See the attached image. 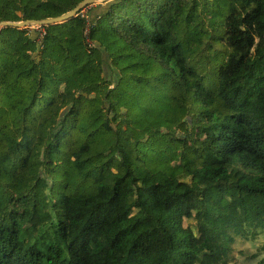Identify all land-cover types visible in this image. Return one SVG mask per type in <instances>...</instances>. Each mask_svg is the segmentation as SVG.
<instances>
[{
    "label": "trees",
    "instance_id": "trees-1",
    "mask_svg": "<svg viewBox=\"0 0 264 264\" xmlns=\"http://www.w3.org/2000/svg\"><path fill=\"white\" fill-rule=\"evenodd\" d=\"M83 9L0 28V264H238L264 233V0Z\"/></svg>",
    "mask_w": 264,
    "mask_h": 264
},
{
    "label": "rangeland",
    "instance_id": "rangeland-1",
    "mask_svg": "<svg viewBox=\"0 0 264 264\" xmlns=\"http://www.w3.org/2000/svg\"><path fill=\"white\" fill-rule=\"evenodd\" d=\"M108 0H97L94 4V9L86 7L83 11H86L90 18H94V15L101 12L103 6ZM99 4L98 7L95 5ZM92 5V4H91ZM90 6V5H88ZM31 33L35 34L37 30H40L37 25L29 26ZM109 85V83H107ZM177 162L173 161L172 165L174 166ZM187 222L184 219L183 224ZM264 233H257L254 238L251 236H246L245 240H238L233 244V252L238 264H264Z\"/></svg>",
    "mask_w": 264,
    "mask_h": 264
},
{
    "label": "water",
    "instance_id": "water-1",
    "mask_svg": "<svg viewBox=\"0 0 264 264\" xmlns=\"http://www.w3.org/2000/svg\"><path fill=\"white\" fill-rule=\"evenodd\" d=\"M97 0H82L71 10L67 11L58 16L44 18V19H28L22 21H0V28L3 26H13L18 28L29 27L30 25H47V24H57L67 21L68 19L76 16L78 11H82V9L88 5L93 4ZM109 1V0H108Z\"/></svg>",
    "mask_w": 264,
    "mask_h": 264
}]
</instances>
